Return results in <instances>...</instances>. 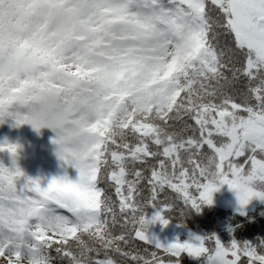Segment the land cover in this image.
Wrapping results in <instances>:
<instances>
[{
  "label": "snow or ice",
  "instance_id": "1",
  "mask_svg": "<svg viewBox=\"0 0 264 264\" xmlns=\"http://www.w3.org/2000/svg\"><path fill=\"white\" fill-rule=\"evenodd\" d=\"M4 118L79 177L42 188L0 144V264H264V240L147 234L223 184L264 200V0H0Z\"/></svg>",
  "mask_w": 264,
  "mask_h": 264
},
{
  "label": "trees",
  "instance_id": "2",
  "mask_svg": "<svg viewBox=\"0 0 264 264\" xmlns=\"http://www.w3.org/2000/svg\"><path fill=\"white\" fill-rule=\"evenodd\" d=\"M31 127L32 125L28 123L16 126L15 121L11 118H4L3 122H0V144H3L5 141H7L8 143L18 145L15 156L16 166L18 158L23 156L21 148L25 149V152L32 150L29 143L23 145V142V144H20V135L22 133L26 134L24 128L28 129ZM40 131L43 132V134H45L48 139L47 143H49V145L47 147V159H49L53 154H55L56 151V147H52V145H55L52 143V140L55 138L56 133L49 127H42L40 128ZM12 162V154H10L6 149L0 150V164L11 168ZM48 168H50V163L49 160H46L44 165H42L40 172L42 173ZM220 186L221 187H218V189H225L228 185L223 184ZM214 196H216V194ZM158 210V206L154 207L149 205L144 210L145 216L147 218H151ZM165 215H170L171 219L169 222L187 229L193 234L199 236L214 235L215 238L219 240L224 246H228L232 241H236L238 243L249 242L255 244L258 241L264 240L263 206H258L255 211L248 212L246 216H240L232 213L229 210H223L213 204H201L199 211L188 208L187 212L182 218L180 217L178 209H171L166 212ZM137 244L141 248L144 247L142 242L138 241ZM152 250L154 249L149 248V251ZM182 264H203V261L191 260L185 257Z\"/></svg>",
  "mask_w": 264,
  "mask_h": 264
},
{
  "label": "rangeland",
  "instance_id": "3",
  "mask_svg": "<svg viewBox=\"0 0 264 264\" xmlns=\"http://www.w3.org/2000/svg\"><path fill=\"white\" fill-rule=\"evenodd\" d=\"M24 129L26 134L22 133L20 135L21 142H19L20 144H23L24 142L23 145L29 143L32 150L25 152L26 150L21 148L23 156L18 158L17 166L23 173L27 174L28 177L33 179H39L42 188H46L52 178L63 176L65 174H67V176L73 182L78 180V171L65 161L60 160L56 155V151L55 154L47 159V147L49 143H47L48 139L45 134H43V132L40 130L37 132L32 127ZM52 147L57 148L56 145H52ZM46 160H49L50 168L41 173L40 169ZM218 191L216 190L212 193L211 204L218 206L223 210H229L237 215L246 216L248 212L255 211L258 206L264 207V200L253 197L249 203L241 209L240 205L238 204L235 191L230 190L229 186H227L225 189L219 188ZM215 194L216 196H214ZM147 234L150 237H155V239L158 240L162 245H167L168 243L177 240L183 242L185 240H189L191 237L199 236L171 222H169L166 226H162L159 222L149 224L147 227Z\"/></svg>",
  "mask_w": 264,
  "mask_h": 264
},
{
  "label": "water",
  "instance_id": "4",
  "mask_svg": "<svg viewBox=\"0 0 264 264\" xmlns=\"http://www.w3.org/2000/svg\"><path fill=\"white\" fill-rule=\"evenodd\" d=\"M24 176L28 177V175H27V174H24ZM21 181H23V177H21Z\"/></svg>",
  "mask_w": 264,
  "mask_h": 264
},
{
  "label": "clouds",
  "instance_id": "5",
  "mask_svg": "<svg viewBox=\"0 0 264 264\" xmlns=\"http://www.w3.org/2000/svg\"><path fill=\"white\" fill-rule=\"evenodd\" d=\"M75 246V245H74Z\"/></svg>",
  "mask_w": 264,
  "mask_h": 264
}]
</instances>
